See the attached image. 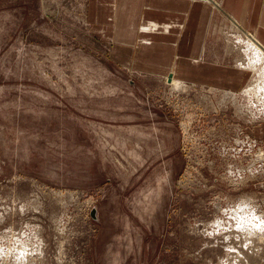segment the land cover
<instances>
[{
	"label": "rangeland",
	"instance_id": "374dc122",
	"mask_svg": "<svg viewBox=\"0 0 264 264\" xmlns=\"http://www.w3.org/2000/svg\"><path fill=\"white\" fill-rule=\"evenodd\" d=\"M99 1L0 0V264H264V79L131 69Z\"/></svg>",
	"mask_w": 264,
	"mask_h": 264
},
{
	"label": "crops",
	"instance_id": "0c3cea01",
	"mask_svg": "<svg viewBox=\"0 0 264 264\" xmlns=\"http://www.w3.org/2000/svg\"><path fill=\"white\" fill-rule=\"evenodd\" d=\"M98 9L118 61L186 84L239 90L252 77L239 36L264 48V0H101Z\"/></svg>",
	"mask_w": 264,
	"mask_h": 264
},
{
	"label": "bare ground",
	"instance_id": "6f19581e",
	"mask_svg": "<svg viewBox=\"0 0 264 264\" xmlns=\"http://www.w3.org/2000/svg\"><path fill=\"white\" fill-rule=\"evenodd\" d=\"M216 1V0H215ZM237 37V36H236ZM244 40L245 42H247V50H246V52H247V55L249 56V62H252V67H253V70L254 71H256V72H258L257 74H258V76H257V78H263L264 79V48L263 47H261L260 45H259V43H258V41H256L254 38H252L251 36H248L247 37V39H243V38H240V40ZM247 58V57H246ZM244 61V60H243ZM244 64V63H243ZM250 64V63H249ZM246 67V66H245ZM250 67V66H249ZM240 74V73H239ZM242 75H243V73H242ZM173 80H174V82L177 84V86H181V85H184L185 84V82H183V81H180V80H177L176 78L174 79V78H172ZM258 81H260L259 83H260V85H259V87L260 86H262L263 85V83L261 82V80H258ZM262 83V84H261ZM256 85H257V83L255 84V85H253V87H256ZM264 86V85H263ZM259 87L258 88H256V93H257V95H258V92H260V90H259ZM250 88V87H249ZM249 88H246V90L248 91V89ZM244 90V89H243ZM259 90V91H258ZM247 91H245V92H247ZM252 91L253 90H251V93H252ZM253 92H255V91H253ZM246 94V93H245ZM255 95V94H254ZM261 95H263V94H261ZM264 96V95H263ZM260 98V97H259ZM263 98V97H262ZM258 99V98H257ZM244 202V201H243ZM243 202H241V203H243ZM238 208V207H237ZM235 209H236V207H235ZM239 209V208H238ZM252 209V208H251ZM240 210V209H239ZM238 210V211H239ZM245 210V209H244ZM234 210H230V212H233ZM235 211H237V210H235ZM234 211V212H235ZM249 211V210H248ZM256 212V211H255ZM250 216V215H249ZM249 216H245L244 215V213H238L237 215H236V217H237V220H238V222H239V225H242V224H244L245 222H246V224H249L250 223V221H252V218L254 217V215L252 216L251 215V217H249ZM256 216V215H255ZM215 219V218H214ZM219 220V219H218ZM226 220V219H225ZM216 221V220H215ZM258 221V220H257ZM260 221V220H259ZM254 222V221H253ZM263 222V221H262ZM242 223V224H241ZM254 225L255 226H257V227H259L260 229H263V226H261V224L260 223H253V224H251L250 226H249V228H252V229H255V227H254ZM245 227H246V225H244ZM242 227V226H241ZM259 228H258V230H259ZM227 232V231H226ZM232 239V238H231ZM253 252V251H252ZM47 255V254H46ZM244 259V258H243ZM5 260V259H4ZM21 261V260H20ZM22 262H23V260H22Z\"/></svg>",
	"mask_w": 264,
	"mask_h": 264
},
{
	"label": "built area",
	"instance_id": "2783aa9c",
	"mask_svg": "<svg viewBox=\"0 0 264 264\" xmlns=\"http://www.w3.org/2000/svg\"><path fill=\"white\" fill-rule=\"evenodd\" d=\"M252 81L253 80H251V82L249 83L250 85L252 84L250 87H253V85H255L257 83V81H255V80H254L255 82H253V83H252ZM249 84H248V86H249ZM255 94H257L256 91H255ZM256 96H258V95H256Z\"/></svg>",
	"mask_w": 264,
	"mask_h": 264
},
{
	"label": "water",
	"instance_id": "95a60500",
	"mask_svg": "<svg viewBox=\"0 0 264 264\" xmlns=\"http://www.w3.org/2000/svg\"><path fill=\"white\" fill-rule=\"evenodd\" d=\"M93 215L96 217V209L93 210Z\"/></svg>",
	"mask_w": 264,
	"mask_h": 264
}]
</instances>
